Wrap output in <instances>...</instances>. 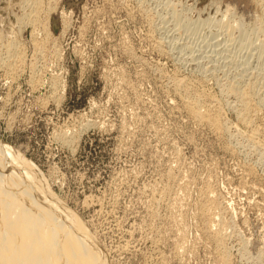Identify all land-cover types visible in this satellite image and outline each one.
I'll list each match as a JSON object with an SVG mask.
<instances>
[{"label":"rangeland","instance_id":"obj_1","mask_svg":"<svg viewBox=\"0 0 264 264\" xmlns=\"http://www.w3.org/2000/svg\"><path fill=\"white\" fill-rule=\"evenodd\" d=\"M251 1L40 0L32 26L22 18L29 2L0 0V41L14 39L22 51L16 74L0 69V144L29 161L38 187L87 231L94 260L264 264V159L233 128L235 103L221 89L235 78L253 80L264 67L255 46L263 38L255 22L259 7ZM227 8L233 15L225 19L234 25L241 18L247 40L237 26L230 38L214 28V18ZM175 77L219 99L226 131L187 117L173 97Z\"/></svg>","mask_w":264,"mask_h":264},{"label":"bare ground","instance_id":"obj_2","mask_svg":"<svg viewBox=\"0 0 264 264\" xmlns=\"http://www.w3.org/2000/svg\"><path fill=\"white\" fill-rule=\"evenodd\" d=\"M29 2L28 11L24 14H22V18H25L27 20V23H31L32 26L36 21H38L37 12L40 8L38 6L40 3V0H24ZM42 1V0H41ZM54 1V0H53ZM52 2V1H51ZM210 2V1H209ZM212 2V1H211ZM219 2V1H218ZM222 2V1H221ZM251 2L255 3L257 7H259V13L257 15L256 19V25L257 30L263 34V38H258L255 46L257 49V54L260 57H264V0H252ZM208 3V2H207ZM213 3V2H212ZM217 3V2H216ZM220 3V2H219ZM48 4H50L48 2ZM52 4V3H51ZM214 4V3H213ZM226 4V3H225ZM206 5V4H205ZM221 6V5H220ZM21 7V6H20ZM23 7V6H22ZM39 7V8H38ZM214 7V6H213ZM232 8V6H230ZM235 7V6H234ZM19 8V7H18ZM24 8H26L24 6ZM206 8V7H205ZM46 9V8H45ZM51 9V7H50ZM53 9V8H52ZM202 9V7H201ZM218 9V8H216ZM255 9V8H254ZM48 10V9H47ZM139 10V9H138ZM146 10V9H144ZM197 10V9H196ZM225 10V9H223ZM234 10V9H233ZM210 11V10H209ZM217 11V10H216ZM256 11V10H254ZM47 12V11H45ZM201 12V11H200ZM207 12V11H206ZM238 12V11H237ZM141 13V12H140ZM176 13V12H175ZM195 13V12H194ZM192 13V14H194ZM218 13V12H217ZM216 13V14H217ZM233 13V12H232ZM132 14V13H131ZM147 14V13H146ZM200 14V13H199ZM208 14V13H207ZM230 11L227 8L226 12L217 14L214 18V28L215 26L219 27L221 30L226 33L225 35L231 36V27L239 28V30H243V25L241 22V18L238 17L239 23H235L234 25L230 23L229 19H225L229 16ZM197 15V14H195ZM204 15V14H203ZM233 15V14H231ZM230 15V16H231ZM255 15V14H254ZM187 16V15H186ZM205 16V15H204ZM214 16V15H213ZM212 16V17H213ZM238 16V15H237ZM146 17V16H145ZM144 17V19H145ZM234 17V16H233ZM20 18V19H22ZM37 18V19H36ZM187 18V17H185ZM230 18V17H229ZM236 18V17H234ZM243 18V17H242ZM255 18V17H254ZM19 19V18H18ZM17 19V20H18ZM164 19V18H163ZM169 19V18H168ZM183 18H181L182 20ZM225 19V20H224ZM16 20V21H17ZM65 20V19H64ZM180 20V21H181ZM186 20V19H184ZM207 20V19H206ZM212 21V20H211ZM233 21V20H232ZM18 22V21H17ZM20 22V21H19ZM164 22V20H163ZM166 22V21H165ZM187 22V21H186ZM253 22V21H251ZM21 23V22H20ZM38 23V22H37ZM185 23V22H184ZM182 23V24H184ZM18 24V23H17ZM26 24V23H25ZM45 24V23H44ZM65 24V23H64ZM164 24V23H163ZM177 24V23H176ZM253 24V23H252ZM24 25V24H22ZM29 25V24H28ZM42 25V24H41ZM186 25V24H184ZM251 25V24H250ZM21 26V25H20ZM25 26V25H24ZM180 26V25H179ZM253 26V25H251ZM177 27V26H176ZM34 30V27H32ZM44 28V29H43ZM174 28V27H173ZM178 28V27H177ZM176 28V29H177ZM217 29L221 31L220 29ZM21 29V28H19ZM43 30H45V26L42 27ZM164 29V28H163ZM166 29V28H165ZM211 29V28H210ZM209 29V30H210ZM247 30V29H246ZM257 30H255L257 32ZM20 31V30H19ZM38 31V30H37ZM173 31V30H172ZM175 31V30H174ZM177 31V30H176ZM179 31V30H178ZM218 31V32H219ZM245 30L242 31V37ZM36 32V31H34ZM47 32V28L46 31ZM210 33L212 30L209 31ZM218 32L215 31V36H219ZM62 33V32H61ZM170 33V32H169ZM222 33V32H221ZM220 33V34H221ZM239 33V31H238ZM237 33V34H238ZM46 35V33H44ZM43 34V35H44ZM223 34V33H222ZM241 34V33H240ZM239 34V35H240ZM256 34V33H255ZM260 34V33H259ZM44 35V36H45ZM224 35V34H223ZM166 36V35H165ZM214 36V37H215ZM221 36V35H220ZM257 36V35H255ZM35 37V36H34ZM50 37V36H49ZM213 37V36H211ZM233 37V36H232ZM247 36L245 35V38ZM258 37V36H257ZM51 38V37H50ZM178 38V37H177ZM221 38V37H220ZM223 38V37H222ZM241 38V35H240ZM244 38V37H243ZM244 38V41L247 40ZM248 38V37H247ZM253 38V37H252ZM12 39V38H11ZM46 39V37H45ZM170 39V38H169ZM233 39V38H232ZM255 39V38H254ZM36 40V39H35ZM224 40V39H223ZM230 40V39H229ZM250 40V39H249ZM34 41V40H33ZM50 41V40H49ZM47 41V42H49ZM52 41V40H51ZM167 41V40H166ZM172 41V40H171ZM222 41V40H221ZM220 41V42H221ZM1 42V41H0ZM55 42V41H53ZM157 42V41H156ZM155 42V43H156ZM208 42V41H207ZM214 42V41H212ZM228 42V41H224ZM234 42V41H233ZM243 42V40H242ZM252 42L255 43L253 40ZM36 45V42H32ZM159 43V42H158ZM218 41L213 43L215 46L217 45ZM231 43V42H230ZM247 43V42H246ZM244 43V44H246ZM250 43V41H249ZM38 44V41H37ZM163 44V43H162ZM184 45L183 43H181ZM212 44V45H213ZM248 44V43H247ZM41 45V44H40ZM207 45V44H206ZM232 45V44H231ZM252 45V44H250ZM0 48H2V53H5V57L1 59L0 61V69L5 68L8 70L9 73L13 74V71L18 67L17 64L20 63L22 60V51L18 46L17 41L14 39L9 41H2L0 44ZM38 46V45H37ZM159 46V45H158ZM181 46V45H179ZM190 45H188L189 47ZM210 46V45H209ZM213 46V47H215ZM230 46V45H229ZM35 47V46H34ZM40 46H38V50ZM44 47V46H43ZM198 47V46H196ZM200 47V46H199ZM46 48V47H44ZM156 48V47H155ZM178 48V47H177ZM194 48V46H193ZM192 48V49H193ZM217 48V46H216ZM223 48V47H221ZM220 48V49H221ZM250 48V47H249ZM254 48V49H255ZM23 49V48H22ZM52 49V48H51ZM157 49V48H156ZM207 49V46H206ZM232 49V48H231ZM44 50V49H43ZM46 50V49H45ZM58 50V49H57ZM162 50V48H161ZM181 50V49H180ZM217 50V49H216ZM229 50V49H228ZM37 51V50H36ZM41 51V50H40ZM56 51V49H55ZM158 51V50H157ZM167 51V50H166ZM177 51V50H176ZM179 51V50H178ZM183 51V50H182ZM187 51V50H186ZM190 51V50H188ZM211 51V49H210ZM223 51V50H222ZM231 51V50H230ZM24 52V51H23ZM39 52V51H38ZM192 52V51H190ZM194 52V51H193ZM198 52V49L197 51ZM195 52V54H196ZM203 52V51H202ZM215 52V51H213ZM224 52V51H223ZM226 52V51H225ZM1 53V49H0ZM1 53V54H2ZM175 53V52H174ZM199 53H201L199 51ZM207 56L209 55L208 52ZM210 53V52H209ZM212 53V52H211ZM217 53V52H216ZM222 53V52H221ZM0 54V56H1ZM53 53H51L52 55ZM191 53H188V55ZM205 54V53H204ZM213 54V53H212ZM218 54V53H217ZM229 54V53H228ZM34 55V54H33ZM41 55V53H40ZM59 55V54H58ZM163 55V54H162ZM179 55V54H178ZM194 56V54H192ZM200 56H205L201 55ZM219 55V54H218ZM230 55V54H229ZM4 56V55H3ZM35 56V55H34ZM37 56V55H36ZM187 55H185L186 58ZM190 56V55H189ZM199 56V57H200ZM212 56V55H211ZM210 56V57H211ZM33 57V56H32ZM41 57V56H40ZM43 57V56H42ZM182 57V56H181ZM180 57V58H181ZM191 57V56H190ZM189 57V58H190ZM198 57V56H196ZM209 57V56H208ZM207 59L209 60V58ZM233 57V56H232ZM231 57V58H232ZM252 57V56H251ZM179 58V59H180ZM184 58V56H183ZM182 58V59H183ZM202 58V57H201ZM200 58V59H201ZM217 58V57H215ZM223 58V57H222ZM221 58V59H222ZM235 58V56H234ZM34 59V58H33ZM37 59V58H36ZM39 59V58H38ZM47 59V58H46ZM140 59V58H139ZM204 59V57L202 58ZM201 59V60H202ZM239 59V58H238ZM258 59V58H257ZM24 60V59H23ZM44 60V59H43ZM138 60V59H137ZM186 60V59H185ZM196 60V59H195ZM213 60V59H212ZM217 60H220L219 58ZM233 60V59H232ZM246 60V59H245ZM263 60V59H262ZM33 61V60H32ZM31 61V62H32ZM41 61V60H40ZM45 61V60H44ZM182 61V60H181ZM184 61V60H183ZM190 61V60H189ZM197 61V60H196ZM211 61V59H210ZM216 62V60L214 59ZM223 61V60H222ZM231 61V60H230ZM176 62V61H174ZM192 62V61H190ZM202 61H200L199 66H201ZM209 62V61H208ZM212 62V61H211ZM210 62V63H211ZM220 62V61H218ZM235 62V61H234ZM232 62V66L233 63ZM186 63V61H185ZM195 63V61H193ZM214 63V62H213ZM230 63V62H229ZM236 63V62H235ZM44 64V62H43ZM198 65V63H196ZM203 64V63H202ZM217 64V62H216ZM215 64V65H216ZM220 64V63H219ZM238 64V63H237ZM245 64V63H244ZM248 64V63H247ZM246 64V65H247ZM250 64V63H249ZM36 65V64H35ZM34 65V67H35ZM173 65V64H172ZM191 65V64H190ZM194 65V64H193ZM218 65V64H217ZM229 65V64H228ZM143 66V65H142ZM198 66V67H199ZM241 66V65H240ZM244 66V65H243ZM41 67V66H40ZM157 67V66H156ZM178 67V66H177ZM194 67V66H193ZM206 67V66H205ZM238 67V66H234ZM263 67V66H262ZM31 68V67H30ZM159 68V67H158ZM185 68V67H184ZM202 68V67H201ZM212 68V67H211ZM230 68V67H229ZM242 68V67H241ZM240 68V69H241ZM243 68L246 69L244 66ZM264 68V67H263ZM261 68V70L258 72L254 79L245 82V78L243 80H237L232 82L225 83L226 85L224 87H221L223 94H225L226 97L232 98L234 100L235 105H232L234 107V113H235V124H233V128L235 130H241L240 134H243L245 140H247L249 143H251V146L254 150L258 151L257 153L259 155H262L261 157L264 159V136L262 138V127L261 124H264V69ZM35 69V68H34ZM156 69V68H155ZM191 69V68H190ZM238 69V68H236ZM239 69V70H240ZM252 69V68H250ZM249 69V70H250ZM17 70V69H16ZM21 70V69H20ZM192 70V69H191ZM194 70V69H193ZM212 70V69H211ZM18 71V70H17ZM208 72V70H205ZM244 70H240L239 72H243ZM32 72V71H31ZM211 71H209L210 73ZM237 71V73H239ZM15 73V71H14ZM138 73V72H137ZM143 73V71H142ZM191 73V72H190ZM235 73V72H234ZM241 73L240 76H241ZM16 74V73H15ZM32 74H34L32 72ZM39 74V73H38ZM136 74V73H135ZM134 74V75H135ZM140 74V73H139ZM160 74V73H159ZM167 74V73H166ZM215 74V73H214ZM224 74V73H223ZM238 74V76H239ZM247 74V73H246ZM255 74V73H254ZM253 74V76H254ZM18 75V74H17ZM161 75V74H160ZM179 75V74H177ZM213 75V72H212ZM228 75V74H227ZM236 75V74H235ZM163 76V75H161ZM211 76V75H208ZM216 76V75H215ZM226 76V75H225ZM233 76V75H231ZM239 76V77H240ZM243 76V75H242ZM139 77V76H138ZM144 77V76H143ZM165 77V76H164ZM185 77V76H184ZM196 77V76H195ZM237 77V76H236ZM7 78V77H6ZM13 78V77H12ZM136 78V77H135ZM141 78V77H140ZM167 78V77H165ZM170 78V77H169ZM252 78V75H251ZM34 79V78H33ZM55 79V78H54ZM163 79V78H162ZM216 79V78H215ZM238 79V78H237ZM241 79V78H240ZM247 79V78H246ZM13 80V79H12ZM161 80V79H160ZM159 80V81H160ZM203 80V79H202ZM231 80V79H230ZM194 81V80H193ZM192 81V82H193ZM229 81V80H228ZM38 82V81H37ZM162 82V81H160ZM171 82V81H170ZM202 82V81H201ZM204 82V81H203ZM31 83V81H30ZM167 83V82H166ZM169 83V82H168ZM190 82L184 78L175 77L172 80V92L174 94L173 97H175L174 100H176V105H179L182 107V109L185 110L187 117H189L191 120H193V123L201 125V126H208L213 131H223L226 128L223 125V121L221 120L220 115V108L219 107V99L212 95L211 93H204L201 94L202 91L199 93L196 89H194V86H191L192 84H189ZM218 83V82H217ZM54 84V83H53ZM56 84V83H55ZM59 84V83H58ZM57 84V85H58ZM164 84V83H163ZM200 84V83H199ZM204 84V83H203ZM51 85V84H50ZM49 85V86H50ZM223 85V84H222ZM221 85V86H222ZM36 86V85H35ZM217 86V85H216ZM257 86H261L262 90L260 88L257 91ZM164 87V86H163ZM170 87V86H169ZM168 87V88H169ZM220 87V86H219ZM54 88V87H53ZM55 89V88H54ZM167 89V88H166ZM212 89V88H211ZM220 89V88H219ZM199 90V89H198ZM53 91V89H52ZM59 91V90H58ZM211 91V90H210ZM164 92V91H163ZM167 92V90L165 91ZM219 92V91H218ZM215 93V92H213ZM54 94V93H53ZM160 94V93H159ZM220 94V93H219ZM169 95V97H172ZM51 97V96H50ZM165 97V96H164ZM169 97L167 99H169ZM59 98V97H58ZM143 98V97H142ZM225 98V97H224ZM56 99V98H55ZM137 99V97H136ZM171 99V98H170ZM229 99V100H230ZM146 100V99H145ZM149 100V99H148ZM227 106H230L232 104L229 103ZM142 101V100H141ZM147 101V100H146ZM227 101V100H226ZM232 101V100H231ZM140 102V101H138ZM165 102V101H164ZM44 103V102H43ZM168 103V102H167ZM149 104V103H148ZM152 104V103H150ZM171 108V107H170ZM180 108V107H179ZM177 108V109H179ZM172 109V108H171ZM169 110V109H168ZM181 110V109H180ZM232 110V109H231ZM172 111V110H171ZM177 111V110H176ZM181 113V112H180ZM174 115V114H173ZM180 115V114H179ZM172 116V115H171ZM177 116V115H176ZM224 116V115H223ZM188 119V118H187ZM232 121V120H231ZM230 123V122H229ZM228 123V124H229ZM226 125V123H225ZM262 127H260V126ZM85 126V125H84ZM87 126V124H86ZM193 126V125H192ZM228 126V125H227ZM230 126V125H229ZM195 127V126H194ZM232 127V126H231ZM230 127V128H231ZM207 128V129H208ZM229 128V127H228ZM68 129V128H67ZM66 129V130H67ZM72 130V129H71ZM198 130V129H197ZM231 130V129H230ZM68 131V130H67ZM237 131V132H238ZM264 131V130H263ZM65 132V131H64ZM74 132V131H73ZM78 132V131H77ZM62 133V132H61ZM213 133V132H212ZM220 133V132H219ZM60 134V133H59ZM231 134V133H230ZM239 134V133H238ZM57 135V134H56ZM75 135V134H74ZM154 135V134H153ZM71 136V135H70ZM220 136V135H218ZM223 137V136H222ZM241 137V136H240ZM239 137V138H240ZM64 138V137H62ZM213 138V137H212ZM217 138V137H216ZM67 140V139H66ZM218 140V139H217ZM224 140V139H223ZM64 141V139H63ZM69 141V140H68ZM66 143V142H65ZM223 143V142H222ZM245 143V142H244ZM224 144V143H223ZM250 145V144H249ZM246 146V145H245ZM0 159L2 157L4 159L11 160L10 162H6L10 164L9 172L7 167L5 169L0 170V264H101L99 259L94 260L93 251H91V248L89 246V243L87 238V231H84L82 227L79 226V224L76 222V219L70 214L69 211H67L63 204L61 205L59 201L50 199V197L47 195L48 192L45 191V187L40 188L38 187V180L36 172H33L32 165L29 161L24 160L21 156H19V159L16 157L15 154H18L15 150H12L10 147H6L3 144H0ZM173 148V147H172ZM229 149V148H228ZM176 150V149H175ZM251 150V149H250ZM247 152V151H246ZM15 153V154H14ZM175 153V152H173ZM261 153V154H260ZM172 154V153H171ZM179 154V153H178ZM240 154V153H239ZM253 154V153H252ZM173 155V154H172ZM251 156V155H250ZM174 157V156H173ZM261 158V159H262ZM262 159V160H263ZM174 160V159H173ZM258 160V159H256ZM5 163V164H6ZM16 163H20L21 167L16 165ZM5 164L2 165L0 161V166L3 168ZM31 166L30 167H28ZM170 165V164H169ZM256 165V164H255ZM18 166V167H17ZM170 168V167H169ZM249 168V167H248ZM13 169V170H12ZM17 170L16 172L14 171ZM29 171H28V170ZM170 171V170H169ZM6 172V174H4ZM34 173V174H31ZM178 172V171H177ZM249 172V171H248ZM38 173V172H37ZM250 173L253 174L252 170H250ZM15 176L14 180H9L11 176ZM40 174V173H39ZM164 174V173H163ZM162 174V175H163ZM181 174V173H180ZM35 177H34V176ZM179 175V174H178ZM39 176V175H38ZM165 176V175H163ZM168 176V175H167ZM46 177V176H45ZM179 177V176H178ZM165 178V177H163ZM177 178V177H176ZM248 178V177H247ZM185 179V178H184ZM169 180V178H168ZM173 180V179H172ZM179 180V178H178ZM47 180H45L46 183ZM263 181V180H262ZM172 182V181H171ZM175 182V181H174ZM178 182V181H177ZM181 182V181H180ZM44 183V184H45ZM187 183V182H186ZM261 183V182H260ZM43 184V185H44ZM175 184V183H174ZM178 184V183H177ZM164 185V184H163ZM41 186V185H40ZM46 186V185H44ZM48 186V185H47ZM169 186V185H168ZM254 186V185H253ZM159 187V186H158ZM175 187V186H174ZM178 187V186H177ZM180 187V186H179ZM157 188V187H156ZM164 188V187H163ZM173 188V187H172ZM186 188V187H185ZM258 188V187H257ZM183 189V188H182ZM203 189V188H202ZM205 189V188H204ZM242 189V188H241ZM254 189V188H253ZM165 190V189H164ZM163 190V191H164ZM168 190V189H167ZM180 190V189H179ZM160 191V190H159ZM169 189L166 191L167 193L170 192ZM203 191V190H202ZM215 191V190H214ZM242 191V190H241ZM165 192V191H164ZM162 193V192H161ZM179 193V192H178ZM211 193V192H210ZM171 194V193H170ZM207 194V193H206ZM182 195V194H181ZM254 195V194H253ZM161 196V195H160ZM166 196V195H165ZM179 196V195H178ZM255 196V195H254ZM208 199V196H206ZM252 198V197H251ZM57 199V198H55ZM158 199V198H157ZM161 199V198H160ZM163 199V198H162ZM168 199V198H167ZM174 199V198H173ZM202 199V198H201ZM214 199V198H213ZM253 199V198H252ZM176 200V199H175ZM178 200V199H177ZM211 200V199H209ZM208 201V200H207ZM249 201V200H248ZM167 202V200H166ZM175 202V201H174ZM183 202V201H182ZM198 202V201H197ZM210 202V201H208ZM224 202V201H223ZM257 202V201H256ZM176 203V202H175ZM205 203V202H204ZM220 203V202H219ZM229 203V202H227ZM166 204V203H165ZM210 204V203H209ZM171 205V204H170ZM202 208V203L200 204ZM221 205V204H220ZM164 206V204H163ZM173 206V205H172ZM205 206V205H204ZM209 206V205H208ZM207 206V207H208ZM264 206V205H263ZM174 207V206H173ZM216 207V206H215ZM165 208V207H164ZM207 209V208H206ZM227 209V208H226ZM71 210V209H70ZM196 210V209H195ZM203 210V209H202ZM210 210V209H209ZM213 210V209H212ZM211 210V211H212ZM221 210V209H220ZM167 211V210H166ZM207 212V211H205ZM203 212V214L205 213ZM217 212V209H216ZM219 212V211H218ZM221 212V211H220ZM167 213V212H166ZM202 215V212H200ZM215 211L213 212V214ZM177 214V213H176ZM216 214V213H215ZM214 214V215H215ZM173 215V213H172ZM211 214H209L210 216ZM180 216V215H179ZM216 216V215H215ZM157 217V216H156ZM203 217V216H202ZM200 218V215L198 216ZM216 218V217H214ZM174 219V218H173ZM205 220L204 217L202 219ZM212 220V219H211ZM218 220V219H217ZM161 221V218H160ZM174 221V220H173ZM181 221V220H180ZM208 221V220H207ZM206 221V222H207ZM220 221V220H219ZM182 222V221H181ZM205 222V223H206ZM165 223V222H164ZM202 223V222H201ZM215 223V222H214ZM213 223V224H214ZM204 224V223H203ZM219 224V222H218ZM225 224V223H224ZM200 225V224H199ZM207 226L206 224H204ZM212 226V225H211ZM177 227V226H174ZM215 227V226H214ZM159 228V226H158ZM178 229V228H177ZM205 229H207L205 227ZM209 229V228H208ZM211 229V228H210ZM209 229V230H210ZM212 231V229H211ZM160 232V231H159ZM180 232V230H179ZM204 232V231H203ZM209 232V231H207ZM206 230L205 233L207 234ZM216 232V231H215ZM92 233V232H91ZM181 233V232H180ZM161 234V233H160ZM205 234V235H206ZM219 234H221L219 232ZM178 235V234H177ZM212 235V234H211ZM157 236V235H156ZM208 236V235H207ZM210 236V235H209ZM208 236V237H209ZM178 237V236H177ZM214 238V234H213ZM218 239L215 235V239ZM225 238V237H224ZM229 238V237H228ZM176 240V239H175ZM87 241V242H86ZM155 241V238H154ZM211 241V240H210ZM220 242V241H218ZM217 243V242H216ZM221 243V242H220ZM215 244V242H214ZM218 244V243H217ZM216 244V245H217ZM225 244V243H223ZM176 245V244H175ZM180 245V244H179ZM219 246V245H218ZM225 246V245H224ZM157 247V246H156ZM184 247V246H183ZM226 247V246H225ZM176 248V247H175ZM227 250V249H226ZM161 251V250H160ZM163 251V250H162ZM263 251V250H262ZM151 252V251H150ZM222 252V251H221ZM158 254V253H157ZM262 254V253H261ZM228 255V254H227ZM149 256V255H148ZM259 257V256H258ZM149 258V257H147ZM157 258V257H156ZM155 258V259H156ZM159 258V257H158ZM152 259V258H150ZM179 259V258H178ZM227 259V258H226ZM102 261V260H101ZM148 261V259H147ZM150 261V260H149Z\"/></svg>","mask_w":264,"mask_h":264}]
</instances>
